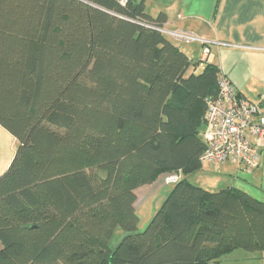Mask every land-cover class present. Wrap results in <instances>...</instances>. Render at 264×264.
<instances>
[{
    "label": "trees",
    "instance_id": "16d2710c",
    "mask_svg": "<svg viewBox=\"0 0 264 264\" xmlns=\"http://www.w3.org/2000/svg\"><path fill=\"white\" fill-rule=\"evenodd\" d=\"M166 21L144 0H0V125L19 143L0 175V264L264 258V201L188 178L225 73L207 58L196 72ZM161 174L172 188L139 230L137 189Z\"/></svg>",
    "mask_w": 264,
    "mask_h": 264
},
{
    "label": "crops",
    "instance_id": "0c3cea01",
    "mask_svg": "<svg viewBox=\"0 0 264 264\" xmlns=\"http://www.w3.org/2000/svg\"><path fill=\"white\" fill-rule=\"evenodd\" d=\"M144 1L147 12L152 16H157L160 12L166 13L164 29L187 30L195 33L199 37L197 41L202 44L221 45L225 53L215 63L240 93L251 101V98L256 99V104L264 115V0ZM176 44L180 46L179 43ZM182 49L193 59L185 48ZM203 58H207L206 55ZM204 64L200 65L203 67ZM204 171L213 177L215 185L219 181L229 182V186L246 190L264 201V150L260 166L255 170L245 172L236 164L225 161L211 164ZM165 176L166 174H161L153 183L137 189V212L141 194H144V200L154 199L147 206V221L172 188L165 181ZM246 257L253 259L255 264H264V258H253L251 254Z\"/></svg>",
    "mask_w": 264,
    "mask_h": 264
},
{
    "label": "built area",
    "instance_id": "2783aa9c",
    "mask_svg": "<svg viewBox=\"0 0 264 264\" xmlns=\"http://www.w3.org/2000/svg\"><path fill=\"white\" fill-rule=\"evenodd\" d=\"M120 2L125 4L128 0ZM162 30L175 40L199 39L195 33L183 29ZM219 85L217 96L207 97L203 132L206 147L200 161L203 165L230 161L245 171L255 170L260 166L264 150V115L225 74H220ZM177 179L175 174L166 178L168 182Z\"/></svg>",
    "mask_w": 264,
    "mask_h": 264
},
{
    "label": "rangeland",
    "instance_id": "374dc122",
    "mask_svg": "<svg viewBox=\"0 0 264 264\" xmlns=\"http://www.w3.org/2000/svg\"><path fill=\"white\" fill-rule=\"evenodd\" d=\"M169 38H171L174 42L179 43L181 48H185L189 52L190 56H192L195 61H198L199 64L196 72L201 71L203 68L202 65H200V63L203 64L205 63V61H203L204 60L203 56L206 55L209 61L211 60L213 62H219V58L221 54L223 55L225 53V50L221 48V45L215 46L210 43L202 44L200 41L197 40L194 41L175 40L170 36ZM251 99L252 102L255 103L257 102L255 101L256 99L254 98ZM18 146L19 143L15 139V137L6 128L0 125V175L8 168ZM210 165L211 164H208L207 166L205 165L202 169L196 170L191 174H189L188 175L189 180L194 184L203 186L209 190H219L229 186L230 184L229 182L219 181L218 185H215L216 183L212 182L213 177H211V175L207 174L204 171L205 168L209 169ZM143 197L144 194H141L139 198V210H138L140 216L139 230H143L144 228H146V226L150 222L147 221L148 220L147 216H149L147 215V206L148 204L154 201V199L144 200ZM125 234H127V232L122 227H117L110 241L111 247L115 248ZM250 254H252V252H249L243 248H238L233 252L223 255L222 258L220 259L219 264H255L256 262H254L253 259H249L248 257H246L247 255Z\"/></svg>",
    "mask_w": 264,
    "mask_h": 264
}]
</instances>
